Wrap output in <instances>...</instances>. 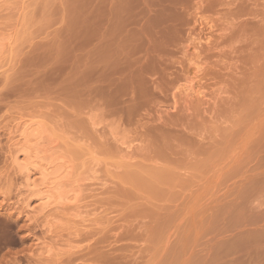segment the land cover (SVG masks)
Listing matches in <instances>:
<instances>
[{"label":"rangeland","instance_id":"rangeland-1","mask_svg":"<svg viewBox=\"0 0 264 264\" xmlns=\"http://www.w3.org/2000/svg\"><path fill=\"white\" fill-rule=\"evenodd\" d=\"M0 264H264V0H0Z\"/></svg>","mask_w":264,"mask_h":264},{"label":"bare ground","instance_id":"bare-ground-1","mask_svg":"<svg viewBox=\"0 0 264 264\" xmlns=\"http://www.w3.org/2000/svg\"><path fill=\"white\" fill-rule=\"evenodd\" d=\"M208 59H209V58H208ZM204 68H205V67H204ZM198 69H199V68L197 67V71H198ZM193 70H194V68H193ZM208 70H209V68L207 69V72L203 73V75H206V76H207V75H210V73H209ZM204 71H206V68L204 69ZM204 71H203V72H204ZM195 72H196V71H195ZM187 74H188V73H187ZM195 74H196V73H195ZM211 74H212V72H211ZM198 75H200V74H198ZM203 75H202V76H203ZM188 77H189V76H188ZM196 77H197V74H196L195 78H196ZM195 78H194V79H195ZM200 78H201V77H200ZM190 79H191V78H190ZM190 79H189V80L187 79V80L190 81ZM187 80H186V82H187ZM196 80H197V78H196ZM201 80H202V78H201ZM201 80H200V81H201ZM191 81H193V79H191ZM187 83H188V82H187ZM192 83H193V82H192ZM172 84H173V83H172ZM175 84H176V83H175ZM175 84H174V85H175ZM197 84H198V83H197ZM193 85H194V84H191V86H190L191 89H196V88H192V87H194ZM198 85H199V84H198ZM168 86H169V85H168ZM201 86H202V84H201ZM169 87H170V86H169ZM195 87H196V86H195ZM203 87H204V85H203ZM188 88H189V87H188ZM170 89H171V88H170ZM201 89H203V88H201ZM168 90H169V89H168ZM198 90H199V88H198ZM199 91H200V90H199ZM199 91H198V92H199ZM167 92H168V91H167ZM186 92H187V91H186ZM204 92H205V91H204ZM163 93H164V92H163ZM175 94H176V93H175ZM201 94H202V92H201ZM201 94H200V95H201ZM206 94H207V93H206ZM166 95H167V94H166ZM192 95H193V93H192L191 95H189V94L186 95L187 97L185 96V97H184V98H185L184 100H183V97H182V96L178 97V96L175 95L178 99L181 98L184 102H182V101L180 100V101L182 102V104L180 103L181 105H179V106H182L181 108H179V106H176L178 100L176 101V100L174 99L176 105H175L174 102H173V104L176 106V109L179 108L180 110H182V111L185 113V116H186V118H187L186 120L188 121V122H186V123H187V126H186V127L189 128V129H188L189 131L192 130L193 133H194V132H195L194 130H196V129H197V131H198V130H201V129H200V124H198V123L196 122V120H194L193 117H197V116H198V114H199V113H198V111H199V110H198V104H199V102H200V104L202 103V99L200 100V97H199V99H198V98H197V99H194L195 96H192ZM196 97H197V96H196ZM196 97H195V98H196ZM197 101H199V102H197ZM178 103H179V101H178ZM183 104H184V106H183ZM175 106H174V107H175ZM174 109H175V108H174ZM198 117H199V116H198ZM169 118H170V119L167 118L168 120H166V119L163 120V119H162V120H163L162 124L164 123V121L166 122V124L164 123V125H166V126H167V124H168V125H176V124H177V120H178V119H177L176 117H173V116H172V118H171V117H169ZM180 119L182 120L181 122L183 123V120H184V119H182L181 117H180ZM160 122H161V121H160ZM186 123H185V124H186ZM185 124H184V125H185ZM181 125H182V124H181ZM178 126H179V125H178ZM28 128H29V127H28ZM192 131H191V132H192ZM28 132H29V131H28ZM144 132H146V130H145ZM29 133H30V132H29ZM148 133H149V131H148ZM196 133H197V132H196ZM21 134H22V133H21ZM29 135H30V134H28V136H29ZM143 135H144V134H143ZM149 137H150V136H149ZM149 137H148V138H149ZM148 138H147V139H148ZM15 143H16V142H15ZM17 144H18V143H17ZM152 144H154V143H153V140H152ZM23 148H24V147H23ZM125 148H126V147H125ZM26 149H27V148H26ZM26 149H23V152L27 154L29 151H27ZM21 151H22V150H21ZM156 152H158V151L155 150V153H154L155 155H154V156L158 158V155H159V158H160V157H161V156H160V153L157 155ZM19 153H20V152H19ZM19 153H17V155H19ZM192 153H195V152H192ZM190 154H191V153H190ZM17 155L15 154V156H14V161H17V160H18V156H17ZM28 155H29V154H28ZM190 156H191V155H190ZM153 158H154V157H152L151 159L153 160ZM154 159H155V158H154ZM156 160H158V159H156ZM154 161H155V160H154ZM157 162H158V161H157ZM24 168H25V167H24ZM29 168H30V169H29ZM35 168H36V167H32V168H31V167H28V170H29L28 172H35V170H34ZM33 170H34V171H33ZM36 170H37V168H36ZM28 172H27V175H26V176H27V179H26V180H27V187L29 188V187L32 186V183H34L35 181L33 182L34 179H32L33 176H34V174H33V173L28 174ZM45 172H46V171H45ZM24 178H25V177H24ZM28 188H27V189H28ZM56 188H57V187H56ZM57 189H58V188H57ZM28 191H30V189H28ZM31 191H32V190H31ZM46 194H47V192H46ZM48 194H49V192H48ZM50 195H51V194H50ZM45 198H47V197H45ZM69 199H70V197H69ZM43 201H44V199H43ZM28 202H30V201H28ZM41 202H42V201H41ZM54 202H55V201H54ZM28 204H29V203H28ZM28 204H27V205H28ZM47 204H49V203H47L46 201H44L43 204H42L43 207H41V208H45V207H46L45 205H47ZM50 204H51V202H50ZM77 204L79 205V203H77ZM62 205H63V203H62ZM69 205L71 206V204H69ZM29 206H30V205H29ZM35 206H36V205H35ZM39 206H40V204H39ZM53 206H54V205H53ZM65 206H66V205H65ZM37 207H38V206H37ZM66 207H68V206H66ZM72 207H73V205H72ZM74 207H76V205H75ZM79 207H80V205H79ZM59 208H60V206H59ZM37 209H38V208H37ZM47 209H48V208H47ZM35 210H36V209H35ZM35 210H34V211H35ZM74 210H75V209H74ZM32 211H33V210H32ZM35 212H36V211H35ZM28 217H29V216H28ZM82 218H83V216H82ZM82 218H81V220L84 221V218H83V219H82Z\"/></svg>","mask_w":264,"mask_h":264}]
</instances>
